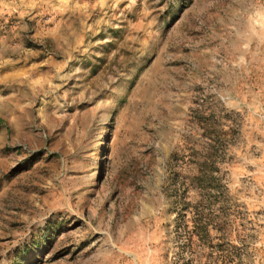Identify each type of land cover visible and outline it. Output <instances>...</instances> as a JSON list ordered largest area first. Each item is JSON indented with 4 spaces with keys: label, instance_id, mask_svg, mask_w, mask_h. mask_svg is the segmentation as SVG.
<instances>
[{
    "label": "rangeland",
    "instance_id": "rangeland-1",
    "mask_svg": "<svg viewBox=\"0 0 264 264\" xmlns=\"http://www.w3.org/2000/svg\"><path fill=\"white\" fill-rule=\"evenodd\" d=\"M0 264H264V0H0Z\"/></svg>",
    "mask_w": 264,
    "mask_h": 264
}]
</instances>
